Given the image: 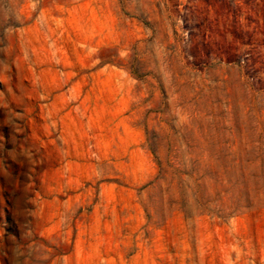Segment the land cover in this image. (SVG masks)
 <instances>
[{
    "label": "rangeland",
    "instance_id": "obj_1",
    "mask_svg": "<svg viewBox=\"0 0 264 264\" xmlns=\"http://www.w3.org/2000/svg\"><path fill=\"white\" fill-rule=\"evenodd\" d=\"M0 264H264V0H0Z\"/></svg>",
    "mask_w": 264,
    "mask_h": 264
}]
</instances>
